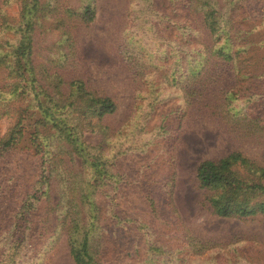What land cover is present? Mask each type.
Returning <instances> with one entry per match:
<instances>
[{
	"label": "rangeland",
	"instance_id": "obj_1",
	"mask_svg": "<svg viewBox=\"0 0 264 264\" xmlns=\"http://www.w3.org/2000/svg\"><path fill=\"white\" fill-rule=\"evenodd\" d=\"M187 1L0 0V141L22 110L37 111L40 89L72 97L80 82L116 104L98 119L78 99L59 101L79 154L49 126L37 136L51 157L0 146V264H75L70 242L86 233L94 264H264V214L219 217L196 178L201 162L233 152L264 168V77L200 66L213 41ZM234 2L239 38L264 0Z\"/></svg>",
	"mask_w": 264,
	"mask_h": 264
},
{
	"label": "trees",
	"instance_id": "obj_2",
	"mask_svg": "<svg viewBox=\"0 0 264 264\" xmlns=\"http://www.w3.org/2000/svg\"><path fill=\"white\" fill-rule=\"evenodd\" d=\"M30 3L31 9H35L37 0H31ZM235 4L234 0H228L227 7L225 4L221 5L219 0L187 1L188 9L202 17L201 25L208 31L213 41L211 46L203 43V53L198 63L204 69H207L211 64L218 63H227L236 69L249 67L253 72L248 76L253 78L255 72L258 71L262 72L264 77V41H262L264 40V15L262 20L253 26L252 33L243 36L244 33L241 37L236 38L241 29L239 22L234 17ZM82 12L83 21L93 20L94 7L91 4H86ZM252 24L253 22H250L249 26ZM25 31L23 32L24 37L16 48L17 52L27 50V46L24 44L25 40L27 41V37L24 35ZM236 41L237 43H235ZM18 63L22 73L20 76L24 79V83L29 82L28 85H30V80H27L25 74H30L32 68L24 57H20ZM237 76L246 79L243 73L237 72ZM19 85L20 82L16 83L8 94H14ZM22 88L26 89L27 87L25 85ZM31 88L34 89L33 84ZM58 90L57 86L55 91L57 93L54 92L57 95L56 99L53 98L54 95H48L43 89L36 93L37 111L27 107L21 111L13 129L5 139L0 141V146L3 149L19 146L21 149L32 151L33 148L35 154L39 150L42 152L41 157L44 155L51 157V151H46L48 149L47 139L40 135L41 138L37 136L40 130L39 126H49L58 129L60 133L63 132V143L79 154L78 147L82 146V143L78 138L79 133L76 132L77 125L67 123L68 121L62 113H58L61 106L59 101L61 100L63 103L71 98L78 99L88 109L85 118L94 116L100 119L113 113L116 109V104L111 98L95 95L80 82L71 84L72 97H65ZM230 93L236 94L234 91ZM100 161L102 159L97 156V159H92L91 165H99ZM196 178L201 188L212 192L207 197V201L212 211L219 217L244 218L255 214H264V168L249 160L242 153L233 152L218 161L201 162L196 169ZM80 187L84 189L83 185ZM89 239V233H86L79 244L71 240L70 253L75 264H94L93 257L89 252Z\"/></svg>",
	"mask_w": 264,
	"mask_h": 264
}]
</instances>
